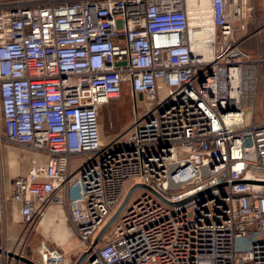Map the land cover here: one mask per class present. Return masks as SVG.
<instances>
[{"label": "built area", "instance_id": "obj_1", "mask_svg": "<svg viewBox=\"0 0 264 264\" xmlns=\"http://www.w3.org/2000/svg\"><path fill=\"white\" fill-rule=\"evenodd\" d=\"M248 3L211 0L205 57L186 0H0V220L8 202L26 225L62 206L81 264H264V121L248 71L264 60L236 38ZM127 85L135 119L105 140L101 108ZM4 142L46 156L12 189ZM3 251L0 264L78 261L46 244L39 258Z\"/></svg>", "mask_w": 264, "mask_h": 264}, {"label": "rangeland", "instance_id": "obj_2", "mask_svg": "<svg viewBox=\"0 0 264 264\" xmlns=\"http://www.w3.org/2000/svg\"><path fill=\"white\" fill-rule=\"evenodd\" d=\"M253 10L250 16V27L248 30V41L246 42L245 49L256 56L258 51L261 52V58L264 60V21L262 20V12H259L256 3L251 4ZM241 22H237V28H240ZM246 36L245 31H237L236 38L238 40ZM220 46V41L218 47ZM257 52V53H256ZM259 67V68H258ZM249 73H259V85H258V101L256 105V123H262L264 121V62L260 66H251L248 68ZM253 82V80H251ZM256 92V88H253ZM253 90L250 91L249 97L254 95ZM144 101L138 100V111H143ZM135 119V104L133 100V94L130 90V86L127 85L124 88L123 94L114 101L110 102L101 108L100 123L103 133V138L109 140L112 137L119 135L126 131L133 120ZM4 163L6 176L8 180V165L9 162L5 156V149L7 147L16 146V152H23L21 154L27 157L28 151L25 147L17 146L4 142ZM10 145V146H9ZM18 147V148H17ZM19 163H16L18 165ZM20 165V164H19ZM18 165V166H19ZM26 165L23 163V166ZM17 166V167H18ZM33 166V165H32ZM31 166V167H32ZM15 176V175H14ZM136 196V194H135ZM12 220V219H11ZM13 221H16L15 219ZM21 234L18 237L15 249L19 252H24L26 255L29 248L35 251L34 258H39V251L41 247L46 244L50 248L59 249L67 253L71 262H76L81 256L82 248L79 245V241L74 233L71 222L69 220L66 210L59 205H52L46 209L42 215H39L31 225H26L20 222ZM101 230V229H100ZM99 230V231H100ZM14 249V250H15ZM38 260V259H37Z\"/></svg>", "mask_w": 264, "mask_h": 264}, {"label": "crops", "instance_id": "obj_3", "mask_svg": "<svg viewBox=\"0 0 264 264\" xmlns=\"http://www.w3.org/2000/svg\"><path fill=\"white\" fill-rule=\"evenodd\" d=\"M248 1H249L248 3L249 5L253 3L257 4L259 12H262V15H263L262 20L264 21V0H248ZM247 21H248L247 23L248 26H247V29L245 30L246 32L245 37L248 38L249 37L248 30L250 27V17H248ZM244 22H245V19L241 22V24ZM237 31H241L240 28H237L236 32ZM245 44H244V48L246 46ZM246 50L248 51V49ZM11 147L12 148L7 147L5 149V156H6L7 161L9 162V164H7L8 165V183H9L10 188L12 189L14 180L17 176L25 175L26 173L30 172L35 166V163L44 164L46 161V156L43 154L28 150L32 153H28L27 157H25V155L21 154L23 152L19 153V152H16L15 149H13L16 146H11ZM16 163H19L20 165L18 164L19 165L18 166L16 165ZM23 163H25L26 165L23 166ZM14 219L16 221H13ZM20 222H22L21 213H20V205L12 203V202H8L7 209L5 210V214H3V218L2 220H0V248L3 249L5 247L6 249L11 250V251L16 250L15 247L17 244V240L22 230L19 225ZM28 250L30 251L26 253V256L30 258H34L33 254L35 253V251H32L33 249L31 248H29Z\"/></svg>", "mask_w": 264, "mask_h": 264}, {"label": "bare ground", "instance_id": "obj_4", "mask_svg": "<svg viewBox=\"0 0 264 264\" xmlns=\"http://www.w3.org/2000/svg\"><path fill=\"white\" fill-rule=\"evenodd\" d=\"M211 0H186L190 12V40L195 54L211 57L213 49L208 45L213 34L210 19Z\"/></svg>", "mask_w": 264, "mask_h": 264}, {"label": "water", "instance_id": "obj_5", "mask_svg": "<svg viewBox=\"0 0 264 264\" xmlns=\"http://www.w3.org/2000/svg\"><path fill=\"white\" fill-rule=\"evenodd\" d=\"M141 97V96H140ZM140 187L139 185L133 187L127 197L125 198L123 204L121 205V207L118 209V211L115 213V215L106 223V225L100 230V232L98 233V235L95 238V243H98L99 240L101 239L102 235L107 232L110 227L112 226V224L115 222V220L119 217V215L121 214V212L124 210V208L126 207V205L128 204L134 190ZM142 187V186H141ZM0 253H4L3 249L0 248ZM10 256H15V258H20L22 262L26 263V264H36L35 262H33L31 259L27 258V257H20L16 254H14L13 252H9L8 253ZM87 256V253H84L77 261L76 264H81V262L83 261V259Z\"/></svg>", "mask_w": 264, "mask_h": 264}]
</instances>
